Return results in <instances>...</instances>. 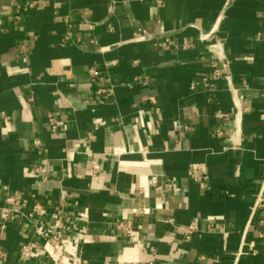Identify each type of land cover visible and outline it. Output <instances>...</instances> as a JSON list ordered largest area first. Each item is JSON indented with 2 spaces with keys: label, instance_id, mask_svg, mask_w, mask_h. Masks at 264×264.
<instances>
[{
  "label": "crops",
  "instance_id": "1",
  "mask_svg": "<svg viewBox=\"0 0 264 264\" xmlns=\"http://www.w3.org/2000/svg\"><path fill=\"white\" fill-rule=\"evenodd\" d=\"M8 197L0 264L58 212L85 264H264V0H0Z\"/></svg>",
  "mask_w": 264,
  "mask_h": 264
},
{
  "label": "built area",
  "instance_id": "2",
  "mask_svg": "<svg viewBox=\"0 0 264 264\" xmlns=\"http://www.w3.org/2000/svg\"><path fill=\"white\" fill-rule=\"evenodd\" d=\"M150 36L147 33H142L136 37V41L148 40ZM210 52L214 56L213 62V74L212 76L216 79H224L230 83V75L226 72L228 61L224 53L223 45L219 42L211 47ZM51 123L52 130H55V125L51 119H48ZM95 127H101L102 121H96ZM37 144V143H36ZM91 167L93 170L95 167V157L90 155ZM191 179L193 182L198 183L201 187L206 185V173L203 165H192L191 166ZM68 196L63 194L61 199L64 200ZM7 206L0 210V233H3L7 227V224L13 221L16 215H22L20 207L22 206L21 201L15 197H8L6 199ZM45 214L44 209L40 205H34L30 212H27L25 216L27 218H33L34 216H43ZM53 225L55 229H52V223H43L40 221L34 225V235L30 242L22 245L19 249L20 257L23 260H40L49 259L53 264H64L68 261V264H85L84 261L76 259L75 256H71L64 250L63 247V232L60 231L62 228L63 221L68 220V215L58 212L52 216ZM191 232L188 231V233Z\"/></svg>",
  "mask_w": 264,
  "mask_h": 264
}]
</instances>
